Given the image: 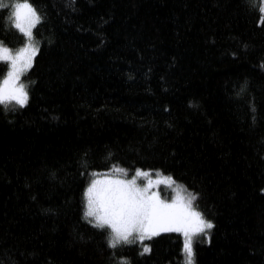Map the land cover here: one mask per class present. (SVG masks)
I'll return each mask as SVG.
<instances>
[{"label":"trees","instance_id":"16d2710c","mask_svg":"<svg viewBox=\"0 0 264 264\" xmlns=\"http://www.w3.org/2000/svg\"><path fill=\"white\" fill-rule=\"evenodd\" d=\"M29 2L28 102L0 106V264H184L178 232L112 247L84 218V188L113 164L198 194L213 226L195 264H264L259 0ZM24 40L0 5V42Z\"/></svg>","mask_w":264,"mask_h":264},{"label":"snow or ice","instance_id":"6c2138e0","mask_svg":"<svg viewBox=\"0 0 264 264\" xmlns=\"http://www.w3.org/2000/svg\"><path fill=\"white\" fill-rule=\"evenodd\" d=\"M13 8L15 19L12 23L26 38L32 37V29L39 23L40 14L29 0H14ZM259 12V22L264 23V0H259ZM37 49L38 45L28 39L15 51L0 42V62L7 64L5 74L0 77V106L5 109L10 104L22 107L28 102V88L21 77L31 67ZM97 171L92 170L93 173ZM126 171L113 164L112 168L104 170L105 175H96L87 184L83 193L84 218L91 217V224L109 230L107 242L112 247L134 240L143 242L145 237L175 230L183 236L184 264H195L194 240L201 233L207 236L206 229L213 226V221L206 219L194 204L198 194L185 192V186L177 184L176 195L171 200L163 199L159 192L152 190V180L143 185L137 183V175H147L148 170L138 167L136 175L130 179L120 175ZM164 181L172 182L174 177L167 175ZM148 247L144 244L143 250ZM120 259L126 260L125 257Z\"/></svg>","mask_w":264,"mask_h":264},{"label":"rangeland","instance_id":"374dc122","mask_svg":"<svg viewBox=\"0 0 264 264\" xmlns=\"http://www.w3.org/2000/svg\"><path fill=\"white\" fill-rule=\"evenodd\" d=\"M13 3L14 1L10 2L9 0H0V5L1 6H7L10 10V17H11V22L15 19V17L13 16V12H14V8H13ZM13 24V23H12ZM14 25V24H13ZM15 26V25H14ZM17 28V27H16ZM19 31L20 29L17 28ZM21 32V31H20ZM33 32V29H32ZM22 33V32H21ZM25 36V35H24ZM26 39H28L30 42L35 43L34 39H33V35L32 37H25V40L23 42V44L25 43ZM23 44L17 46V47H10L11 49H13L14 51L19 49L20 46H22ZM36 44V43H35ZM34 58V57H33ZM25 73V72H24ZM23 73V74H24ZM22 74V76H23ZM22 81L26 84V82L23 80V78L21 77ZM151 171H147V175H137V183L140 185L146 184L148 183L149 180L153 181L152 184V190L153 191H157L160 193L161 198L163 199H167V200H171L173 198V196L176 195V192L174 191V189L176 188V185L173 184L172 182H165L164 181V177L159 175V174H154V173H150ZM105 172H100L97 173L96 175H105ZM93 178H95V176ZM122 177L124 178H131L133 175H136V172L127 174V173H121L120 174ZM92 178V179H93ZM159 180V182H157ZM90 219H92L91 217H89ZM168 231H175V230H168ZM208 235H209V231L210 229H206ZM163 232V231H162ZM177 232V231H175ZM160 233V232H159ZM179 233V232H178ZM157 234V233H156ZM181 234V233H180ZM182 235V234H181ZM208 235L205 236L203 233L197 235L196 239H201V240H207L208 239ZM183 237V236H182ZM146 238V237H145Z\"/></svg>","mask_w":264,"mask_h":264}]
</instances>
